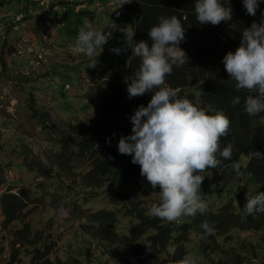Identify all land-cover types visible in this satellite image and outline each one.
<instances>
[{
  "label": "trees",
  "instance_id": "trees-1",
  "mask_svg": "<svg viewBox=\"0 0 264 264\" xmlns=\"http://www.w3.org/2000/svg\"><path fill=\"white\" fill-rule=\"evenodd\" d=\"M230 2L233 9L232 20L222 22L217 26L201 25L197 22L194 0H134L128 4L131 11H136L135 13L140 20V23L136 24L135 30L137 43L146 41L150 46L151 41L147 32L152 26L158 24L159 17L176 16L181 19L186 29V38L179 46L187 53L189 63L179 68L174 67L172 74L167 77L166 86L178 89L179 93H182L181 97L188 98L194 105L204 109L208 114L222 111L231 121L229 135L221 138V148L229 142L234 145L231 160H222L221 165L215 170L210 169L209 174H202L207 175L203 182L209 184L208 189L212 187L213 181L218 184L214 191L206 192L203 196L207 198L204 200L209 205L208 211L204 214L185 217L182 222H165L148 215L149 209L143 206L140 199L142 194L131 195L130 190L140 185V188L144 187L148 193L155 196V203L159 201V187L152 189L147 180L140 175L139 165L131 162L130 155L119 154L117 149L119 138L131 134L125 130L121 123L125 115V100L128 96L127 91L123 89L122 81L108 80L103 84H97L96 89L89 92L94 117L89 122L72 123L69 130H62L58 126L53 127L51 117L46 112L34 110L33 115L40 122L41 133L50 135L45 139H51L56 135L57 143L60 144L58 152L49 158L51 164L47 162V157L43 160L41 156L33 154L30 158L28 156V152H31L29 145H22L18 153L24 158L25 167L33 173H38L36 178L41 176L55 177L58 184L48 183L53 185L49 188L51 192L52 190L60 192L69 190L71 191L69 193H72L75 189L73 190L65 180V176L73 172L79 177H83L82 189L85 194L97 192L99 184L104 183L115 191L114 203L129 197L132 198L130 202H125L124 210L127 211L128 215L135 216L138 223L132 227L129 233H119L120 236H124L123 242H119V235L112 237L113 233L105 229L100 235L101 239H97L98 249H105L103 251L105 254L99 256L96 255L95 250H89L90 256L94 257L95 260L101 259L102 264H108V261H103L102 258L111 259L114 254L116 257L118 254H122L120 249L122 245L133 248V252L129 253L133 254L136 260L133 261L123 254L119 258L117 257L121 264L123 261L125 264H180L183 258L187 256V247L184 242H194L196 238H201L204 243L206 242L205 247L198 246L200 251L198 255L194 250L196 253L194 255L198 257V264L206 263L205 260L201 262L199 256L209 257V242L211 241L217 247L214 256H224L226 261H230L229 264H242L244 261L262 264L258 261L257 256H250L254 260L252 261L246 256L242 257L235 250L234 245L236 243L231 238L233 235L230 234V231L259 232L264 239V213L248 215L242 209L249 198V194L264 192V159L251 158V153L254 151L264 153V123H259L260 120H264V113L258 116L246 114L244 100L248 93L236 91L235 82L229 78L224 69L223 57L227 52L236 50L242 39L241 33L245 28L250 27L253 21L259 24L264 18L262 17L264 2H260L255 16L246 13L242 0H230ZM54 4L55 2L46 5L49 12L56 5ZM0 5L6 6L7 2L0 0ZM29 6L41 10L40 7H37L35 0H29ZM37 19H45L46 23L49 21L57 22L48 13L39 14ZM22 21L23 19L19 20V23ZM61 21L63 23V18ZM118 23L121 24V22ZM13 25L15 26V24ZM49 25L54 26L51 22ZM78 25H80L77 26L79 29L81 22L78 21ZM42 27L45 28V25ZM128 64V76H131L138 69L140 59L132 56ZM236 96L241 98V102L233 106L231 101ZM132 103L135 110L140 105H145L144 96L135 97ZM44 113L47 114V118H45ZM94 145H98V147L95 148ZM10 149L15 151V146ZM16 163L17 161L14 165ZM52 163L55 164L57 173L51 172ZM84 163L89 164V166L77 174V169L81 170ZM234 164L240 165L239 174L234 171ZM10 165L13 166L12 162ZM231 172L240 176L231 180V175H234ZM22 187V185L19 187L18 194L11 192L13 188L9 189L0 200L9 224H15L17 221L22 225L21 213L25 207H28L29 203L30 206L33 205L31 190L26 187L22 189ZM45 194L49 193L45 192ZM87 198L88 196H85L86 201ZM95 213L92 217L96 224L99 223L102 228L108 226L117 229L118 216L116 211L109 212L106 209ZM83 220L84 223H90L86 218ZM205 222L214 229L211 235H207L201 227ZM28 229V226H24L20 233L28 231ZM177 232L179 234L176 236ZM57 233L59 234L58 231ZM152 234H155L153 238L155 241L154 248L159 249L165 245L168 246V249L171 248L169 249L170 257L160 263L154 262L150 256L151 253L145 250L146 247L142 242L143 239L149 240L146 236ZM223 239L232 244L231 249L223 247ZM105 240L113 243L103 242ZM242 241L246 250L249 247L255 248L253 247L254 244L248 243L246 239ZM179 249L181 251L178 253ZM60 253L62 252L56 254V264H81V258H76L79 263H75L74 259L68 256L64 260L60 259ZM51 254H53L52 247L45 252L37 247L36 251L30 255L31 264H34L33 260L37 264H55L49 259ZM15 258L16 255H14L11 264ZM216 259V257H211L209 259L210 264L224 263L222 260Z\"/></svg>",
  "mask_w": 264,
  "mask_h": 264
},
{
  "label": "clouds",
  "instance_id": "clouds-1",
  "mask_svg": "<svg viewBox=\"0 0 264 264\" xmlns=\"http://www.w3.org/2000/svg\"><path fill=\"white\" fill-rule=\"evenodd\" d=\"M35 1L40 5V11L48 13L51 18L57 20V22L50 21L55 25L49 26L54 29V36L63 25L61 16L53 15L54 9L59 5L54 6L51 12L46 5L61 0ZM63 1L70 4L76 2V0ZM87 1L80 0L84 3ZM133 1L113 0L112 12H114L115 24L124 20L125 12L130 10L129 5L125 4H131ZM260 2L264 0H242L246 13L250 16L256 15ZM29 9L34 7L28 5L25 10ZM194 12L197 22L201 25L217 26L232 20L233 16L230 0H194ZM37 17L33 19L38 20ZM0 19L15 24L10 14ZM138 22L139 18L128 21L129 24ZM112 24V29H116L117 26ZM55 26L57 27L54 28ZM112 29L109 31L95 29L85 18L73 42L74 52L87 56L91 67H94L98 62L97 57L103 51L102 46L113 38ZM119 30L124 34L125 47L109 50L119 55L130 47L132 56L140 59L138 69L125 81L128 98L140 97L147 93L152 95L146 106L140 105L130 116L131 134L119 138L118 152L121 155L131 156V162L139 165L140 175L147 180L152 189L159 187V201L153 203L148 212L151 218L173 223L182 222L185 217L204 214L208 211L209 205L201 195L202 182L207 176L202 174H209L210 169L215 170L221 165L222 160H231L234 145L229 142L221 148V138L229 135L231 121L222 111L208 114L188 98L181 97L178 89L166 86L167 77L172 74L174 67L179 68L189 63L187 53L179 46L186 38V29L180 18L159 17L158 24L147 32L151 41L150 46L146 41L138 43L133 41L134 28L122 27ZM241 35L242 39L236 50L227 52L223 57V65L229 78L235 82L236 91L248 93L244 100L246 114L258 116L264 113V18L259 24L253 21ZM31 53L32 51L27 50L28 55ZM69 88L70 85L67 86V89ZM240 102L241 98L236 96L231 104L235 106ZM32 143V141L28 143L31 152L34 147ZM94 146L98 147V145ZM251 158L264 159V153L254 151L251 153ZM21 160L25 167L24 158ZM25 168L31 175L33 174L27 167ZM233 168L239 174L240 165L234 164ZM14 186L17 187L16 184ZM3 188L7 186L3 184ZM3 195V189L0 188V200ZM59 211L62 215L69 214V211L63 207ZM243 211L248 215L264 213V192L249 194ZM3 224L6 227H2ZM13 226L14 224L8 223L0 203V257L2 258L0 264H11L14 258L11 254L12 250L21 247L19 239L14 236ZM201 227L207 235H211L214 231L206 222ZM143 244L146 251H152L153 244L150 240H146ZM9 255L11 258H7ZM182 264H198V257L185 256Z\"/></svg>",
  "mask_w": 264,
  "mask_h": 264
},
{
  "label": "rangeland",
  "instance_id": "rangeland-1",
  "mask_svg": "<svg viewBox=\"0 0 264 264\" xmlns=\"http://www.w3.org/2000/svg\"><path fill=\"white\" fill-rule=\"evenodd\" d=\"M7 2V9L12 11H18L19 10V4H24L20 1L25 0H5ZM58 1L55 2V4ZM74 3H80V0H76ZM74 3L68 4L72 6V10H75V12L82 11V8L78 10V6L74 5ZM59 5V4H56ZM127 6V4H125ZM67 5H64L66 7ZM86 7H88V2H86ZM69 8V7H68ZM90 9V8H89ZM66 10V9H65ZM61 12V11H60ZM134 13L136 11H133ZM37 14H43L42 11L38 9H29L27 11L21 12V13H10L12 18L15 20V27L19 26V17L23 18V21L21 23L25 24L28 21H35L37 24L38 29L39 28V22L31 17L30 15H37ZM119 16V15H118ZM26 17H28L26 19ZM98 17V16H97ZM83 15H79L78 21L82 23ZM95 19V17L93 18ZM69 23V26H63L57 30V34H63L64 32H67L66 34L61 35L57 38L58 42L54 41V46L52 49H54L59 41H63L66 44H68L69 39H73L74 36L78 32V24L74 22V17H69L65 19ZM95 22H93L94 24ZM140 23V20L139 22ZM138 23H131L129 27L134 28L136 30V24ZM19 28V27H18ZM118 27H116L117 29ZM112 29V28H111ZM116 29H112V32H114ZM52 30V32H50ZM50 33H54V29H50ZM5 34L8 38V42L13 41L14 37H16L17 33L11 31H5ZM51 38V36H50ZM113 42L111 40L108 41L107 44L103 45V51L102 53L97 57V63L94 67H91L90 61H84L78 66H70L66 67L65 63L58 64L57 62H54L52 67H48L46 64H44V71L43 74L49 73L46 71H51L50 75L52 76L50 79H48L46 82V85L43 88H37L32 87L33 92L40 91V92H47L51 91L52 95H48V97H45L41 95L39 98L41 102L38 104L36 103V108L41 109V111L45 110L46 113L51 117V122L54 124L53 127H59L62 130L70 129L72 123H80V122H89L94 117L93 108L90 105V99H89V92L94 91L96 88L95 86L97 84H103L104 82L108 80H118L122 81L123 89L126 90V78L130 77L128 76V63L129 60L132 57V51L131 48H127L125 51H122L121 54L116 55L115 53L111 52L110 48H124V39L122 34H117L116 38H112ZM18 40H15V43ZM133 41L136 42L135 35L133 37ZM62 42V43H63ZM13 43V42H12ZM14 43V44H15ZM5 42L3 40H0V54L2 53V50L4 48ZM27 50H32V48H28ZM41 53L40 55L36 54L35 56L29 55L30 62L33 64L35 60L42 59ZM29 66L30 64L28 61H20L19 67L22 72L25 70L24 75L27 76L29 73ZM0 67H2V63L0 61ZM105 69V72L100 73L99 78L94 77L90 83L82 84L81 82V76L80 72L84 69H87V72L92 73V71L97 70L101 71L102 69ZM15 71H8L7 75L11 74L13 75ZM93 82V84H92ZM69 83L71 88L64 90L65 84ZM13 87V86H12ZM24 87H29V82L24 83ZM15 89H19L21 92L16 95H11V97L8 100V104L11 107H18L15 104H19L22 111V116L20 119L27 125L24 124V126L18 127L15 124V118L10 117L12 120H10L7 116L0 117V122H4V127L8 128V131L4 133L6 130L2 129L0 130V143L2 142V138H5V142H10L12 144L17 143L21 145L28 146L29 141H32L34 147L32 149V152H28V156L30 158L32 157V154H36L41 156L43 160L47 157L49 162L51 164V161L49 158H52L55 153L58 152L59 145H58V139L56 138V135L52 137L51 139H45V137H49L48 134H42L40 127L36 125L39 124V120L37 122L33 121L35 119H31L32 116V110H28L29 104H30V96L25 93L24 90L20 89L19 86H15ZM31 89V88H29ZM151 93H147L144 96L145 106L151 99ZM181 96L182 93H179ZM38 98V97H37ZM135 98V97H134ZM129 99L128 96L125 100V115L123 116V121H121L123 127H125V130L129 133H131V122H130V116L134 113L135 107L132 103L133 99ZM14 99L13 102L11 100ZM44 104V105H43ZM43 105V106H41ZM14 110V109H13ZM44 113L45 118H47V114ZM12 121H14V127L12 126ZM259 123H264V120H260ZM52 127V128H53ZM22 133L24 135L19 134ZM2 137V138H1ZM31 137V138H28ZM11 138V139H10ZM15 145V151L11 150L10 148H4V146H1L0 148V188L3 189L4 194L7 192V190L13 188V192L15 194L19 193V187L22 185L23 188H27L31 190L32 195V206H30V203L28 207L24 208V211L20 215V220L22 222V225H20L17 221L15 222L14 226L12 227V230L14 232L15 238L21 239L19 243L21 244V247L19 246V249H13L11 254L14 257L16 255V258L13 262V264H31L32 260L30 258L31 253L36 251L37 247H40L42 252H45L48 248L52 247L53 254L50 255L49 259L56 264L57 256L56 254L58 252H62L59 255L60 259H65L68 257H71L74 259L75 263H79V260L76 258H81V264H102L100 261L101 259L95 260L94 257L90 256L89 250H95L96 255L101 256L102 254H105V249H98V240L100 238V235L102 232L107 229L109 232L113 233L112 237H116L121 234L129 233V231L132 230V227L136 225L138 222L135 220V216L128 215L126 213L127 211L124 210L125 202H130L131 197L127 198L126 200H120L114 203L113 197L115 195V191L110 186L105 185L104 183L99 184V187H97V192L93 193H86L82 189V178L76 175V173H71L70 175L65 176V180L69 183V185L73 188L74 191L72 193H69L71 191L67 192H60L57 190L50 191V186L53 187L52 184H58L55 177H45L41 176L36 178L37 172H34L32 175L30 172L27 171V169L22 164L23 157H21L18 153L20 148ZM46 155V156H44ZM17 161V163L14 165V163ZM12 162L13 166L10 165ZM39 163L41 161L39 160ZM49 164V165H50ZM83 167H81V170H78L77 168V174L82 172L86 167L89 166V164H83ZM52 173H57L55 169V164L52 163L51 165ZM79 168V167H78ZM234 175H231V180H235L236 177H239L236 175V173L231 172ZM46 178V179H45ZM62 178V177H61ZM223 178V177H222ZM50 183V184H48ZM234 183H240V182H234ZM3 184L7 186V188H3ZM17 185L18 187H14V185ZM208 183H202L201 186V195L202 197L206 192L214 191L217 187L216 181L211 184L212 187L208 189ZM38 191V192H37ZM49 193V194H45ZM131 195L132 194H142L141 202L143 203V206L147 209H150V206L155 203L153 194L148 193L147 189L140 188V185H137V188H134L130 190ZM21 194V193H20ZM37 194V196H36ZM85 196H88L87 201L85 200ZM203 199H207L204 198ZM126 202V203H127ZM65 208L69 211L68 215H62L60 213L61 208ZM109 212H117L118 216V224L117 229L110 228L108 226H105L102 228L99 223L96 224V222L93 221V215H95L97 211H104L106 210ZM243 209V208H242ZM84 218L88 219L90 223H84ZM24 226H28V231L22 232V229ZM2 227H6L5 224L2 225ZM59 232V234L57 233ZM50 232V233H49ZM43 234V235H42ZM116 234V235H115ZM179 234V232L176 233V236ZM230 234L233 235L231 238L235 241L236 245H234V248L236 251H238L242 257H247L254 261L251 257L257 256L258 261L260 263H264V239L262 235L259 232H233L230 231ZM51 236V237H48ZM190 236V235H189ZM264 236V235H263ZM154 245V237L155 234L146 236ZM119 242H123L124 236H118ZM101 239V238H100ZM243 239H246L247 242L254 244L253 247L246 250L243 245ZM147 240V239H146ZM146 240H142L144 243ZM105 243L112 244L113 242L105 240L103 241ZM208 242V241H207ZM242 243V244H241ZM152 245V251H149L151 253V258L154 259V262L157 261V263H160L162 260H166L170 257L169 249H171L168 246L165 245L162 248H154ZM184 245L187 247L186 253L188 255H194L196 254L194 250L197 252V255L200 253L198 246H206V242L202 241L201 238H196L194 242H184ZM232 244L228 241H225L223 239V247L226 249H231ZM210 252L208 253L209 257H204V255L199 256V259L201 262H205L204 264H210L209 259L211 257H216V260H222L223 264H229L226 261L225 257L220 256H214L215 251L217 250V247L214 245L213 241L209 242ZM208 247V248H209ZM214 248V249H213ZM222 248V247H220ZM122 254H125L127 258L135 261V257L133 254L129 252H133V248L130 246L122 245L120 247ZM99 250V251H98ZM146 250V249H145ZM181 251V249L178 250V253ZM257 251V252H256ZM70 252V253H69ZM172 252V251H170ZM69 253V254H68ZM119 254L117 257L119 258ZM89 256V257H87ZM251 256V257H250ZM6 257V256H5ZM114 256L111 259L102 258L103 261H108V264H121L120 260ZM7 258H11V255H9ZM0 257V261H1ZM13 261V259H12ZM34 264H37L36 261H34ZM3 263V262H2ZM122 264H125L124 261ZM148 264V263H146ZM182 264V262L180 263ZM242 264H252L250 261H244Z\"/></svg>",
  "mask_w": 264,
  "mask_h": 264
},
{
  "label": "crops",
  "instance_id": "crops-1",
  "mask_svg": "<svg viewBox=\"0 0 264 264\" xmlns=\"http://www.w3.org/2000/svg\"><path fill=\"white\" fill-rule=\"evenodd\" d=\"M20 2H23L24 4H19L18 11L8 10L7 6L0 5V18L12 12L16 14H18V12L21 13L23 12V10L28 8L29 0L20 1ZM87 2H88V7H86V2L85 3L80 2L81 4L74 3V5L78 6V10L80 9L79 7L82 8V11L75 12V10L70 11L72 10V6H71L72 4L68 5L70 4V2L63 0L58 1L56 4H59V7H56L54 9L53 15L59 17L61 16V18H63L64 27L69 26V23L65 21V19L73 16L74 22L78 24L79 15L82 14L83 18H82L81 26L85 18H87L92 23V26L95 29H101V30L104 29V31H109L111 28H113L112 23L114 24L116 23V21L113 19L114 12H112L113 0H88ZM64 5L67 6L64 7ZM37 7H40V5H37ZM94 17L95 19H93ZM131 19L137 20L138 17L133 11L129 10L125 12V18L121 22V24L120 23L115 24L118 28L113 32L114 38L117 37V34L124 35L119 29L122 27H129L130 24L128 23V21ZM37 21L39 22L40 29H38L35 21H28L25 24L22 25L20 24L19 26L15 27L13 24L7 22L5 19H0V40H3L5 42L2 53L0 54V61L2 63V67H0V117L7 116L9 118L10 117L15 118V124L20 128L25 124L20 119V117L23 114L20 109L21 106L18 103L15 104L18 107L16 106L11 107L8 104V100L11 97V95H16L21 92L19 89L18 90L15 89L14 88L15 86H19L20 89L24 90L25 93L30 96L29 99L30 104L28 110H32L31 119L33 120L35 119L33 115L34 110L41 111V109L36 108V103L39 104L41 102L39 97L41 95L45 97H48V95L53 96L51 91H47L46 93L40 91H36V92L30 91L34 86L37 87L38 89L43 88L46 85V82H48L47 80L52 77L50 75L51 71H46L49 73L43 74L44 64H46L48 67H52L54 62H57L58 64L65 63L66 67H70V66H78L84 61H90V59L87 56L77 54L74 52L73 42L76 38V35L74 36L73 39H69L68 44H66L63 41H59L58 45L54 49H52V47L54 46L53 45L54 41L56 40L58 42L57 38L63 34H66L67 32H64L63 34H60L59 32V34L56 33L53 36V33H50L51 32L50 30L51 28L49 27L50 21L47 23L45 19H39ZM93 22L95 23L93 24ZM42 25H45V28H43ZM11 30L13 32H16L17 35L16 37H14L13 41L8 42V38L5 34V31H11ZM15 40L18 41L15 43ZM111 41L113 42V39H111ZM30 47H32L34 50L40 51L41 56L43 57L42 59L35 60L33 64L30 62L29 55L27 54V49ZM23 60L28 61V63L30 64L29 73L27 76L24 75L25 70L22 72L20 69H18L19 62ZM105 69L106 68L102 69L101 71L94 70L92 71V73L87 72V69L86 70L83 69L80 72L82 84H85L87 82L90 83L94 77L99 78L100 73H103V71L105 72ZM8 71H12V72L15 71V73L13 75L11 74L7 75ZM26 82H29L28 88L24 87V83ZM68 85L70 84L69 83L65 84L64 90L67 89ZM13 101L14 99L11 100V102ZM42 112H46V111L43 110ZM10 120L12 119L10 118ZM33 121L37 122V119ZM15 124L14 121H12L11 127H14ZM4 125H5L4 122H0V130L2 131V129H5L6 131L4 133H6L8 131V128L4 127ZM36 125L40 127L39 124L36 123ZM19 134L24 135L20 132ZM4 140L5 138L3 137L2 142L0 143V145L4 146V148H14V146L16 145L10 142H5ZM18 147L21 148L20 145H18Z\"/></svg>",
  "mask_w": 264,
  "mask_h": 264
},
{
  "label": "bare ground",
  "instance_id": "bare-ground-1",
  "mask_svg": "<svg viewBox=\"0 0 264 264\" xmlns=\"http://www.w3.org/2000/svg\"><path fill=\"white\" fill-rule=\"evenodd\" d=\"M128 5V4H127ZM136 15H137V13H135ZM39 14H37V15H35V17H37ZM30 16H34V15H30ZM21 19H23L22 17H19V20H21ZM21 24V23H20ZM30 51H32V53L30 54V55H33V56H35L36 54L38 55H40V51H38V50H30ZM54 125V124H53Z\"/></svg>",
  "mask_w": 264,
  "mask_h": 264
},
{
  "label": "built area",
  "instance_id": "built-area-1",
  "mask_svg": "<svg viewBox=\"0 0 264 264\" xmlns=\"http://www.w3.org/2000/svg\"><path fill=\"white\" fill-rule=\"evenodd\" d=\"M119 14H120V12H119Z\"/></svg>",
  "mask_w": 264,
  "mask_h": 264
}]
</instances>
